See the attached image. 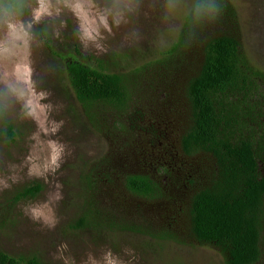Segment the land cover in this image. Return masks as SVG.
<instances>
[{
    "label": "trees",
    "instance_id": "1",
    "mask_svg": "<svg viewBox=\"0 0 264 264\" xmlns=\"http://www.w3.org/2000/svg\"><path fill=\"white\" fill-rule=\"evenodd\" d=\"M26 1L0 0V10L22 13ZM207 2L188 7L163 47L152 41L95 67L58 57L63 94L108 147L80 170L62 239L89 235L104 245L131 235L144 249L158 239L162 249L208 247L222 264H264V62L247 52L231 1L211 0V16L197 12ZM35 33L49 48L51 31ZM21 129L0 101V145H13ZM41 191L35 182L0 195V235ZM39 243L12 253L0 245V264H51Z\"/></svg>",
    "mask_w": 264,
    "mask_h": 264
},
{
    "label": "rangeland",
    "instance_id": "2",
    "mask_svg": "<svg viewBox=\"0 0 264 264\" xmlns=\"http://www.w3.org/2000/svg\"><path fill=\"white\" fill-rule=\"evenodd\" d=\"M194 1L27 0L22 13L8 15L1 8L0 101L5 119L23 130L9 148L0 145V195L29 183L42 185L37 197L18 207V226L0 235L6 252L28 251L40 242L51 264H222L220 255L199 245L162 249L158 245L167 241L157 239L144 249L141 237L127 234L103 245L91 243L89 235H69L66 241L58 233L62 226L68 230L74 216L80 170L108 148L105 139L87 130L74 96L63 94L65 85L58 82L66 71L58 57L69 55L95 67L150 48L152 41L163 47L175 40ZM230 1L247 52L263 65L264 0ZM42 26L54 35L49 48L35 33ZM86 33L96 38L87 40ZM54 63L58 66H49Z\"/></svg>",
    "mask_w": 264,
    "mask_h": 264
},
{
    "label": "clouds",
    "instance_id": "3",
    "mask_svg": "<svg viewBox=\"0 0 264 264\" xmlns=\"http://www.w3.org/2000/svg\"><path fill=\"white\" fill-rule=\"evenodd\" d=\"M12 7H13L12 5H7L5 7L6 15L11 13ZM125 7H126L127 11H131V8L129 6H125ZM197 12H202V13H205V14H208L211 16L216 12V7L213 3H211V0H209V2L204 3L202 5H199L197 7ZM97 35H98V33H97ZM95 38L96 37H94L91 34H88V33L85 34V39H87V40H94ZM56 158H57L56 156L53 157V162H55ZM109 264H116V262L115 261H109Z\"/></svg>",
    "mask_w": 264,
    "mask_h": 264
}]
</instances>
